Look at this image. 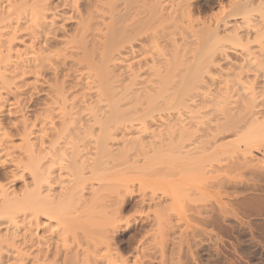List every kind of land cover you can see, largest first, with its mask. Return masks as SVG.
I'll return each mask as SVG.
<instances>
[{
	"label": "rangeland",
	"instance_id": "obj_1",
	"mask_svg": "<svg viewBox=\"0 0 264 264\" xmlns=\"http://www.w3.org/2000/svg\"><path fill=\"white\" fill-rule=\"evenodd\" d=\"M191 2L195 5V10H194L195 14L193 13L194 14L193 17L196 20H198V22L192 25V28L191 26L185 27L177 23V25H174V26H177V28L179 27V29H176V27H174L173 25H170L172 23L174 24V22L172 21L170 22L167 21L168 23L164 21V23H161L165 25V27L162 25L164 27L163 29L166 30L164 31L165 32L169 31L168 34L171 33L170 37H172L173 41L175 40L177 44L181 42V39L183 37H186V39L183 38L181 43H183V40H185V42L193 41L192 39L194 36V31L195 33L196 31H199L202 28L201 26H203L204 23H208V21L211 18H219V16H221L223 13H226L227 11H229L234 0H191ZM136 3L140 4L141 1L137 0ZM133 5L131 6V3H130V10H129L130 12L131 11L133 12V10H131V7H133ZM145 11H148V10H145ZM144 13L145 12H143V14ZM146 13L149 14V11ZM151 13L152 12L150 11V14ZM148 14L142 15V19H148L149 17L150 25L148 22L141 28L142 31L141 30L140 32L135 31L137 34L136 38L138 37L140 39L138 40L137 38L138 43H135L133 45L135 48L134 49L135 51L137 50L139 51L142 48H144L142 49V51L144 50L145 51L144 52L140 51L138 55H135L136 57L135 56L130 57V56L125 55L123 56L125 57L124 60L122 59L123 57H120L119 58L120 64L118 63V59H116L117 55L114 54V53L117 54V52L113 51L115 50L113 46L115 45V47H117L116 44L118 42L116 41L114 42L113 40V44H112L113 46H110V48L112 47L113 49L109 53V56L112 59H115L116 61L115 60L110 61L111 58L110 59L108 58L109 59L108 61L106 59L107 57L104 58L105 54L103 52L102 53L104 55L100 53L102 51L99 49V48H102L101 44L98 45L96 44V42H94L97 45V46L95 45L96 47L95 48L94 45L93 46L91 45L93 44V41L95 40H92V38L90 39V37H88L89 39L88 38L86 39L90 40L89 42L91 43H87L88 41L86 42V40H84V37H81L82 39H80V35L79 34L76 35V33L78 32L75 31L76 28L74 27L73 24H67L65 27L66 32H65L64 38L68 41L70 45L71 44L73 45L76 42V44H74L73 46L75 47V45L77 46L79 45L78 49L79 48L82 49L83 46H86L85 48H87L88 46H92V48L88 47L87 52L85 48L82 49L83 52H81L80 51L81 49H79V51H77L78 52L77 54H74V55L72 54L73 56L76 55L75 57L71 55V58L69 57L67 58L66 60L67 62L65 61V64H66V70L67 71L69 70L68 72L70 73V76L69 75L66 76L68 72L66 71L67 72L66 73L65 70L59 74L60 76L58 75L59 77H57L59 78L60 81L57 78L54 79V77L49 76V75L44 76V80H46L45 82H47V84H45L46 87L44 86L41 89L37 88L33 92L29 91V93L27 94L28 96L26 95L25 97L26 102H28V104L26 103L27 106L25 107L26 113H28L27 115L30 118H33L34 116L36 117L38 114H41V112H42L41 115L46 114L44 113V111H41V110H43L46 106L51 105L50 100L53 98L52 96L53 92H51L50 90L53 89L55 85H57L55 84V81H54L57 79L59 82H57V80L56 82L58 83V85H60V86L57 85L58 86L57 88L63 87L61 88L62 90L60 89L62 91V94H60L61 92H59V94L62 97H64L65 104L60 107L54 105V107H58V110L57 108H55V112L53 111L52 115L50 114L49 115L54 117L53 118L54 120L56 119L54 121L56 124L52 122L53 121L52 118L49 119V115H48V119L49 121L51 120L52 123L50 122L51 125L49 123L50 126L49 125L47 126L50 127L51 129H53L52 127H55V128L53 130L46 128V130H48L46 131V134L48 132L52 134L51 131L59 130V128L61 127H68L66 128L68 129L67 133L68 134L70 133V134L69 136L68 134L67 135L65 134L64 136L65 137L68 136V138L71 137L70 140L68 139L70 144L66 145L68 142L66 143L63 140L65 138L64 137L62 140H63L64 146H67V147L61 146L62 140H60L61 142L60 146H61V149L68 148L69 152L66 150L64 151L63 149V151L60 152V157H58V158H61L62 156V159L64 160L59 159V161L62 160L63 162L61 161L60 162L61 164L64 163V165L67 161L70 160L69 155H71V153L73 152L72 151L73 148H74L73 150H75V148L77 149L78 147L77 150L79 151L81 150V152L83 150L90 151L89 149L92 148L94 144L96 146L97 141L98 143L100 142V144L102 143L103 147L107 146L106 148H104V150L110 151V154H111V152H113L115 147H117V145H119L120 142L122 141V140L120 141L123 135L122 131L124 130L126 134L128 133L127 131H125V129H129L130 127L128 128L127 126H132L133 127L132 129H134V127H138L136 129L137 131H135L134 129L135 132L133 133L136 136L132 135V131H131V134L128 133L127 135H132V137L135 136L138 138V140L140 141L142 140L146 142V144L143 143L145 144L143 145L144 149L146 148L148 149L149 147H147V145L149 146L153 142L152 140H150L151 138H148L150 137L151 132L152 134H155L158 137L157 139H155L156 144L158 143L157 140L159 141L160 139L159 137H162L161 140H164V143L162 142L163 149L160 146L162 151H160L161 150L160 148H159L160 150L157 149L158 153L159 151L161 152L159 153V155L157 153H153L150 148H149L150 151L148 150L147 152V150L145 151L142 149L143 150L142 152L141 149L137 150L138 148L137 144H135L137 148L134 145L133 146L128 145V146H131V149L127 146L130 151L127 152V155L125 156L124 160H122V158H119V160L121 159L120 162L118 163L119 165L117 163H115V165L113 164L114 166L111 164L113 168L108 163V167L111 166L112 170H109L108 171L109 173H106V175L105 173L98 171V173L95 172L94 175L90 176L89 174L90 172L88 173L87 170L85 172L84 170L82 171L85 177L87 176L89 177V178L87 177L88 183H92L93 185H95V187H98V185L100 186V184L102 183L103 177L105 178L103 179L105 181L108 179L107 182L103 181L105 182L106 185L107 183L111 184L110 187H107L109 188V190L107 189L106 191L104 190L105 193L107 194V197H105L106 194L102 190V192H100L99 195L101 193L104 194V196L101 194L104 200L101 201L100 199V202L96 201L99 204L94 203L93 204L94 206L92 205L93 207H91L92 210H90L91 208H88L87 213L88 215L90 213V216L92 217V219L89 220L92 222L91 225L93 226L92 229L94 230V231L92 230V234L93 232L94 234L95 232L97 234V235L91 234L92 238L94 237L97 238L98 235L102 233L104 224L105 226L109 225V227H114V230L112 228L110 229L107 227L108 231H111L109 233V236H110L109 240H110V245H111L109 248L110 250L109 254L111 255L113 259V264H264V151L263 149H261L262 147H259L260 145H264V130H263L264 126L260 125L262 123L259 124L260 126H257V127L253 126L255 128V129H252L253 131L250 129L247 130V132L249 131L248 132L249 134L246 131L240 132L239 134L226 133V129L228 128H227V125L224 124V121L226 120L225 118H224L225 120L223 119L224 121L221 124L222 126L221 129L219 126H220V122L222 121L221 116L223 115L220 112L224 111V109L227 106L224 107L223 109V107H221L220 104L218 105V103L215 104L213 101H211L213 97L219 95L220 93H222V91L224 92L228 87H230L231 85L230 81L232 80L231 79L232 77L226 78L224 75L222 77H220L219 75L217 76V71H218L217 69L221 67V70L223 69L222 71L227 70L232 65L231 63L234 62L235 64H238L239 61H236L238 59H236V56L232 52H230L231 55L229 53L228 60H226L227 62L226 61H224L225 63L219 62L216 65H214V63L211 64L210 63L211 56L209 54H212V52L215 51L213 47L214 45L211 46L209 48V52H207L208 51L207 47H209V45L211 44H207V43L203 45L201 44L202 47L207 46L206 48L205 47L202 48L201 45L199 44L196 45L192 42H191L192 44L190 43L191 44L190 50L187 49L188 51L186 55H185L186 51L185 52L183 51L184 53H182L181 56L178 57L179 64H178V61H174V60L172 61L171 59H173L174 50H172L173 48L171 49V43H169L167 40H166L167 43L163 41L161 42V45L160 44L156 45L157 48L154 46L151 47L150 45L152 44L148 43V40H149L148 38L150 37V35L162 29L161 24L160 25L158 24L159 26H157L156 23L158 22L154 24L153 14H151V17L148 16ZM151 21H153V23H151ZM202 22L204 23L201 25ZM167 25L168 27L166 28ZM157 27H160V28H157ZM172 27H174V29H172ZM161 31L164 32L163 30ZM73 33L75 34L73 35ZM128 33L127 35L126 34H123L122 36L118 35L120 37L118 38L117 36V40L119 42L120 41L122 42V39L124 40L125 38L128 37V35L131 37V34L130 33L128 34ZM191 34L192 36H189ZM75 35L76 36L79 35V36L76 38ZM218 35H219L218 36L219 38H223L225 33L224 31H220L219 29ZM189 37L191 40H188ZM172 38H171V41H172ZM140 40L143 41L144 43L140 42ZM168 40L170 41V39ZM227 41L224 42L225 45H228V46L231 45L230 47L233 46L232 48H235L236 50H239L241 48L240 45L245 43L244 41L238 44L233 42L234 45H232L233 44L232 41H230L229 43ZM78 42L79 43L81 42V44H79ZM82 42L86 43V45L85 44L83 45ZM141 46H145V47L141 48ZM196 46L198 47L196 48ZM91 49H93V51ZM98 49L100 50V52ZM51 50L52 51L55 50L54 53L61 52L59 47H56V46H53V49ZM172 51L173 53H171ZM195 51H197L196 54H195ZM84 52H85V55H84L85 57L83 59L85 60L82 59ZM158 52L160 53L158 54ZM60 54H62V52ZM78 54L81 56L78 57L77 56ZM87 54H88L87 56L88 58H86ZM110 54L111 55L114 54L116 58H114L115 56L113 57V55L111 56ZM193 54H195V56ZM205 56L210 57L208 62H206L207 59ZM161 57L162 58L164 57V60L165 59L171 60L169 62L173 64L172 66H170L169 70H166L164 72V73L170 72L169 77L163 78L164 84H161L162 90L159 89L157 91V95L162 93V96L158 95V97L156 98L154 95V98L150 99L152 101H146V99L143 96H146V93H151V92H147V90L149 89L150 85L153 84L152 82H154L155 79H156L155 82L159 80L158 79L159 77L158 76L156 77V74L153 77V73H147L143 71L144 73H147V75L144 74L143 72L141 73L143 76L146 75L144 77L146 79L143 80V83L140 85V82H142V79H143V76H140V78L137 77L139 78L138 81L136 80L137 78H134L137 82L140 81L138 83V86L136 85L137 83L135 84L133 83V82H136L133 80H132L133 82H131L133 83L132 85L131 83H128L132 79V76L130 77L131 71H132L131 69H133V66L136 65L137 60L141 64L142 63L150 64V62H152L153 60L162 59ZM187 57H189V59ZM86 59L88 61H86ZM89 59L90 60L92 59L90 64H89V61H90ZM103 59H105L106 62H109L107 63L106 66H105L106 64L105 60ZM73 60L75 63H73ZM85 61L88 63V65H86ZM97 61H98V64H97ZM82 63H84L85 66L84 64L82 65ZM100 67H102V69ZM75 70H78L79 73H80V70H81V73H84V71H86V74L84 73V76H82V78L83 77L87 78V81H85V79L83 78L85 83L90 82L88 86L84 85V88L88 87L90 92L89 90H87V88L85 89L82 88L84 91L81 90V88L80 89L78 88V87H83V86H81L78 83V81L71 76V72ZM87 71L89 74L87 73ZM129 71H130V74H129ZM171 74L172 75L175 74V75L172 77ZM147 76L149 77L147 78ZM222 78L224 80H222ZM170 83L172 84L170 85ZM117 84L119 86L122 84V86L119 87ZM147 84H149V87ZM48 85L50 87L51 85H54V86L53 88L51 87L50 89L48 88L49 87ZM89 85L92 86L93 88L90 87ZM132 86H134V88ZM151 86H154V84ZM164 86L166 87L164 88ZM247 86H246V90L249 87ZM57 88L53 89V91L56 90ZM121 88L122 90H120ZM249 88H248V91H249ZM137 89H139V91ZM135 90H136V93H135ZM140 90H144V91L141 92ZM121 91L124 93V95ZM159 91L161 92L158 93ZM49 92H51L52 95H50ZM79 92H81V94ZM82 92H84V94ZM30 94L33 96H31ZM79 95L82 97H86V98L80 97L82 99L81 100L79 98ZM108 95L111 97H114L115 99L112 98L111 100ZM99 97L101 98V100ZM205 97L207 98H206V101L204 102L203 100L205 99L203 98ZM210 97L212 98L209 99ZM72 98H75V99L72 100ZM136 98L137 100L140 99L138 100V102L140 101L139 104ZM236 99H237V96H235V98L231 100L235 102ZM25 100L23 102L24 104H21V105H25ZM123 100L126 103H124ZM207 100H209V102ZM9 101H12V99ZM74 101L75 103H72ZM151 102H154V104ZM233 104L232 106H235ZM232 106L230 105L228 106V112H231L229 111V107L230 109L234 108ZM218 108L220 109V112ZM234 111L235 110L233 109V112ZM233 112L231 113L233 114ZM116 117L117 118L121 117V118H119L118 120ZM113 118H115L118 121H116V123L113 122L112 121ZM160 118H162V120ZM3 121L5 124H7L9 121V118L7 120V117H4ZM109 122H111L112 125ZM53 124L55 125L53 126ZM217 126L220 129L219 135L222 133L220 135L221 137L218 135L219 137L216 138L220 140V143L216 144V142H219L218 140L215 142L212 139L211 140L208 139L211 142H215L214 145L210 144L211 142L209 143L207 141H206L207 143L205 144L203 143V145L202 143H200L201 145L198 144L199 147L195 144L191 145L196 139H198L199 135H203L204 133H206V135L205 134L203 135V137H206L207 134H209V132H206L208 131V129L214 130L215 128V131L217 132V129H216ZM118 128L119 130L117 131ZM120 128H124V129L122 130ZM139 128H143L142 131L146 129L145 130L146 134L145 132H142L141 130H139ZM183 128L184 129L190 128L189 130L193 128L190 131V133L195 130L196 132L194 131L192 132V134H194V136L197 138L195 139V137L192 135V137L189 136V140L187 139L186 141L185 139L187 137H184L185 139L182 138L184 141L180 143L178 138L180 139L181 137L177 138V136H180L179 133L182 132ZM222 128H224V130ZM69 129L72 132H70ZM221 130L223 132H221ZM137 132L138 134H136ZM125 133L124 135H126ZM147 133L149 136L147 135ZM187 133L188 135L190 134L189 132ZM51 134L47 135V137L50 136ZM112 134L115 135L114 136L115 140H117V142L114 140L111 141V144L113 142L115 144V146L113 147H112L113 144L110 145V141H109L111 140V137H113ZM188 135H185V136H188ZM89 136L90 137L92 136L91 137L92 139ZM109 137L110 139H108ZM114 137L112 139H114ZM83 138H85L84 140L85 142L83 141ZM171 138L174 139V141ZM248 138L249 139L251 138V140H249ZM86 139L88 140L86 141ZM166 139L167 141L171 139L170 141H173L175 143L174 144L172 143L171 145L166 141ZM240 139L241 140L248 139L247 140L249 141L248 143H252V147L253 146L254 147L253 149L251 148V153L246 154L244 152L238 151V149H235L237 148L238 146L237 144L239 143ZM89 140L90 141L92 140V141L90 142ZM146 140L147 141L149 140L151 143L149 142L147 143ZM178 141L179 143L177 144ZM200 141H198V143ZM105 143L106 144L109 143V144L105 145ZM195 143L197 144L196 141ZM121 144L123 145V142H121ZM223 144L224 145L227 144V146H224ZM218 145L219 146L221 145V147L223 145V147L220 148ZM239 145L241 146L243 144H239ZM70 146H73V148ZM119 146H118V149H119ZM103 147L101 145L100 148H103ZM132 147H133V150H132ZM134 148H135V151H134ZM118 149L116 148L115 150H118ZM91 150H93V148ZM115 150L114 152H116ZM157 150L155 152H157ZM102 151L103 149H101L99 153L101 154L105 153L104 151L103 152ZM62 152H64L65 154H63ZM141 153H144L145 155L150 154V153L151 154L148 155V157L146 155L145 156L146 159H145L143 156L144 154L141 155ZM110 154L105 153L102 156L106 157L108 155L107 157H109ZM238 157L240 158V161L244 157V160L249 161L250 163L248 162L247 163L248 165H246L243 161V163L246 166H244V164H243V167L242 165L238 166L240 165L237 162L239 161L237 160L239 159ZM121 161H122V164H121ZM120 165L121 167H119ZM240 167H242L243 169H241ZM2 172H4V170L0 169L1 177L3 175ZM63 175H62L63 176L62 178L66 179L67 178L66 174L63 173ZM112 183L117 185V189H116V186H114L115 188L113 187ZM119 183L121 184V186H119ZM102 185H104V183H102ZM19 186L20 185L17 184L16 188H18ZM55 186L56 188H59L57 187V185ZM103 188H105V186ZM107 192H109V194ZM84 196L87 197L86 193H84ZM104 197L106 198V200ZM117 197H120L124 199L125 201L123 205L124 207L122 208L120 212L118 211V208H119V206H117L118 204L117 205L114 204L116 203ZM66 201L63 203L61 202L57 207L59 211L58 210H57L58 212L56 211L58 215L56 220H59V221L57 222L52 221V224H53L52 226L54 230H58L59 227H61L60 228L61 230L66 229L67 228L66 226H70V221L66 220L67 217L70 216V218L68 219H71V217H74L80 213V211H77L79 208H81L78 206L80 205L78 202V199L72 200L71 204H70L71 200L70 201L66 200ZM114 209L115 210L117 209V212ZM59 212L60 213L62 212V214H60ZM75 212H76V215H74ZM112 212H116V213L113 214ZM83 213L85 214L86 212H83ZM87 213L81 219H87L88 218ZM60 215L62 217H60ZM40 220L41 222L42 220L45 221L46 217L42 215L40 217ZM61 220L64 221L65 224H62ZM66 222H67V225H66ZM56 223L60 225H57ZM105 228L106 227H104V229ZM39 231H40L39 233L41 234L44 232V230H40V229ZM99 231H100V234L98 233ZM81 236L86 237V235H81ZM81 236H79V238ZM88 238L86 237L85 239H88ZM70 241L71 239L68 240L67 243L70 244L71 243ZM93 248H91V250ZM96 248H97V252L94 250L95 248L93 249L95 253H93L94 251L92 252L94 261L99 260L102 255V252L100 251L101 249L99 250L98 247ZM97 262L98 261H96V263Z\"/></svg>",
	"mask_w": 264,
	"mask_h": 264
},
{
	"label": "bare ground",
	"instance_id": "obj_2",
	"mask_svg": "<svg viewBox=\"0 0 264 264\" xmlns=\"http://www.w3.org/2000/svg\"><path fill=\"white\" fill-rule=\"evenodd\" d=\"M136 1L137 0H0V169L4 170V172H2L3 173L2 177L0 176V264H97V263L98 264H113V259H112L111 255L109 254V252H110L109 248L111 246L110 240H109L110 239L109 233L111 231H108L107 227L110 229L112 228L113 230H114V227H109V225L105 226V224H104L103 230L101 229L102 233L100 234V231H99L98 233L100 235H98L97 238H95L94 236H93L94 238H92V235H97V234H96V232H95V234H94V232L92 234V230H93L92 227L93 226L91 225L92 222L89 221L90 219H92V217L90 216V213H89V215L87 213L88 208L93 207L94 203L96 204V203L100 202V199H101V201L104 200L103 199L104 194L101 193L103 195L102 196L101 194L99 195V193L102 192V190L103 191L104 190L106 191V189L109 190V188H107V187H110L111 184L107 183V185H106L105 182H107L108 179L106 178L107 180L105 181V180H103V179H105L103 177L102 183H104V185H102V183H101L100 186L98 185V187H95V185H93L92 183H88V179H87L88 176L85 177V175L82 173V171L84 170V172H85L87 170L88 173L90 172L89 173L90 176L94 175L95 172L98 173V171H101L102 173H105V175H106V173H109L108 172L109 170H112L115 163L118 164L120 162L121 159L119 160V158H122V160H124L125 156L127 155V152L130 151L129 148L131 149V146H133V145L135 146V144H137L138 148L135 146L137 148V150L141 149L142 152H143V150H145V151L147 150V152H148V150L150 151V149H151V151L153 153H157L159 155V153H161L160 151H162V149H163L162 148V146H163L162 142L164 143V140H161L162 137H159L160 138L159 141L157 140V142L159 144L158 143L156 144L155 139H157L158 137L155 134H152V132H151L150 133L151 135L148 138H151L150 140H152L153 142L155 141V142L151 143L149 140L148 141L146 140L147 143L149 142V143H151V145H149V146L147 145V147H149L150 149L149 148L147 149L146 147H145L146 149H144L143 145H145L146 142H144L142 140L141 141L138 140V138L135 137L136 135L133 134L135 131H137L136 129L138 127H134V129H135V131H134V129H132L133 128L132 126H127L128 128L129 127L130 128L125 129V131H127L130 134L132 131V135H135V136L132 137V135H127L128 133L126 134L124 132V130H123L124 128H120L123 130L122 134L124 135V133H125L126 135H124V136L122 135V139H120V141L122 140L121 142H123V145L120 142L119 145H121V146L117 145V147H115V149L116 148L118 149V146H119V149L118 150L114 149L116 152H114V150H113V152H111V154H110V151L107 150L109 152L108 153L107 151L104 150V148H106L107 146L103 147V144L102 143L100 144V142L98 143V141H97L96 146H95V144L94 145L92 144L93 150H91L92 148L89 149L90 151L83 150L82 151L83 153L81 152V150L80 151L77 150L78 147H77V149L75 148V150H73L74 149L73 146H70L73 148L72 149L73 152L72 153L70 152L71 153V155H69L70 160L68 159L69 161H67L66 162L67 164L65 163V165H64V163L61 164V162H63L62 160H64V159H62V156H61V158H58V157H60V152L63 151V149H64V151L69 150L68 148L65 149L63 147H62L63 149H61V146H64L63 140L66 143L68 142L66 145L70 144L69 140L71 139V137L68 138L70 133L68 134L67 133L68 129H66L68 127H61V128H59V130L51 131L52 134L50 132H48L49 134H51L50 135L51 137L48 136L50 139L47 137V135H49V134L48 133L46 134V131H48V130H46V128H48L50 130H53L55 128V127L51 126L53 128V129H51L50 127L47 126L51 122V120L49 121V119L54 118L50 115H52L53 111L55 112V108H57V110H58V107L65 104L64 97H62L60 95V94H62L61 88H63V87L57 88L58 86H60L57 83L60 81L59 78H57V77L60 76L59 74L62 71H64V70H65V72L67 71L66 70V64H65V61L67 60V58L68 57L71 58L72 54L73 55L77 54L78 53L77 51H79V49H81V48L78 49L79 45L78 46L75 45V47L73 46L74 44H76V42L75 43L73 42L74 44L73 45L71 44L72 45L71 46L68 43V41L64 38V35L66 32L65 27L67 24H73L74 25V27L76 28L75 31H77L78 33H76L74 30L73 31L76 33V35L77 34L80 35V39H82L81 37H84V40H86V42L88 41L87 43H91V42H89L90 40H88L89 39L88 37H90V39L92 38V40H95V41H93V44H91L92 46L94 45V47L96 44H98V45L101 44L102 48H99L100 46L98 48L102 51L100 52V50L99 49L98 50L100 53L103 52L105 54L104 55L102 53L104 55V58L107 57L106 59L108 61L111 58L109 56V53L113 49L112 47L110 48V46H113L112 45L113 40H114V42L115 41L118 42L116 44L117 47H115V45L113 46L115 49L113 51L117 52V54L114 53L115 55H117V58L114 54H112V55H113V57L115 56L114 58L118 59V63H119L120 57H123L125 55L130 56V57L131 56L134 57L135 55H138V53L140 51H142V49H144L142 47H145V46H141V48H142L141 50H139V51L134 50L135 48L133 45L135 43H138V40L140 39L137 37L138 38V40H137V38H136L137 34L135 31H139V32H140V30L142 31L141 28L150 21L148 16L151 17V14H153V17H154V20H153L154 24L156 22H158V23H156L157 26H159L161 23H164V21L166 23H168L167 21H169V22L172 21V22H174V24L172 23L170 25L174 26V25H177V23H178V24L185 26V27L191 26V28H192V25H194V23L198 22V20H196L193 17V15L195 14L194 13L195 5L191 2V0H140L141 1L140 4L136 3ZM130 3H131V6L134 4L133 7H131V10H133V12L131 11L132 13L129 11L130 10ZM145 10H148L149 14H150V11L152 13L149 15L148 13H146L148 11H145ZM143 12H145V13L143 14ZM145 14H148V16L146 15L148 17V19H142V15H145ZM221 16H219V18H211L210 20L208 19L209 20L208 23L202 22L201 25L204 23L203 26H201L202 28L199 31H196V33L194 31V36L192 39L193 41L185 42V40H183V43H181L183 38L186 39V37H183L182 39L180 38L181 44L180 43H179L180 45L177 44L175 42V40L173 41V38L170 37L171 33L168 34L169 31L165 32L166 30L163 29L165 27V25L161 24V26L162 25L164 26V27L162 26L161 30H163V31L165 30V31L162 32L160 30L161 32L157 31V32L152 33L150 35V37L148 38L149 39L148 43L152 44V45H150L151 47H153V46L156 47L157 44L161 45V42H163V41L166 42V40H167L169 43H171V49L173 48L172 50H174V53H173V51L171 52V53H173V59H171L172 61L173 60L178 61V59H179L178 57H180L181 54L184 53L185 51H186L185 52V55H186V53L188 51L187 49L190 50V47H191L190 45L192 43H194L196 45L197 44L203 45L205 43L211 44V45H209V47L206 46L208 48L207 52H209V48L214 45L213 47H214L215 51L212 52V54H209L211 56V58L209 56L208 57L205 56L207 59L206 62H208L209 58H210V60H211L210 63L211 64L214 63V65L218 64L219 62H224V61L228 60L229 53L232 52L236 56V59H238V60H236V59L235 60L239 61V63L238 64H235L234 62H233L234 64L231 63L232 65L231 66L229 65L230 67L229 68L227 67L228 69L224 70V71H222L223 69L221 70V67H219L220 69L219 68L217 69L218 70L217 76L219 75L220 77H222L224 75L226 78L232 77L231 78L232 80L230 79L231 80L230 81V83H231L230 87H228L229 85L226 86L230 90L227 88L228 90L226 89L224 92L222 91V93H220L219 95H217L215 97L212 96L213 98L210 97L209 99L212 98L211 101H213L215 104L216 103H218V105L220 104V106L223 107V109H224V107L227 106L225 108L226 110L224 109V111H222V112H220V109L218 108L219 112L223 114L221 116L222 121L220 122V126H219L220 129L222 127L221 124L226 119L224 121V124L227 125V128H228V129H226V133L239 134L240 132H244V131L247 132L248 129H250V130L255 129L254 127H257L260 125L264 126V0H234L232 6L230 7V10L227 11L226 13H223ZM153 21H151V23H153ZM149 25H150V22H149ZM167 27H168V25L166 26V28ZM174 27H176V29H179V27L177 28V26H174ZM174 27H172V29H174ZM157 28H160V27H157ZM154 29H155V27H154ZM182 29H184V28H182ZM219 29H220V31H224V33H225L223 38L218 37L219 36L218 35ZM143 30H144V28H143ZM128 32L131 34V37L128 35V37L125 38L124 40L122 39V42L120 41L121 42L120 43L117 40V36L118 35L122 36L123 34L127 35ZM176 32H178V31H176ZM75 33H73V35ZM78 36H76V38ZM120 36H118V38ZM189 36H192V34ZM177 37H179V36H177ZM74 38H73V40H74ZM86 38H88V39H86ZM171 38H172V41H171ZM168 39H170L171 42ZM188 40H191L190 37ZM98 41H99V43H98ZM225 41H227L228 43L230 41H232V43L234 42L237 44L242 43V41H244L245 43L240 45L241 48L239 50H236L235 48H232L233 46L230 47L231 45H229V46L225 45V43H224ZM94 42H96V44ZM140 42H143V41L140 40ZM234 43L232 45H234ZM79 44H81V42ZM84 44L86 45V43H83V45ZM237 44H236V46H237ZM139 45H140V43H139ZM202 45H201V47H202ZM253 45H255V46H253ZM53 46L59 47L62 54H60L61 53L60 51H58L60 53H54L55 50H53V51L51 50V49H53ZM92 46H88V47L92 48ZM198 46H196V48ZM85 47L86 46H83L82 49H84ZM203 47H205V46H203ZM87 48H85L86 52H87ZM55 49H57V48H55ZM76 49H78V50H76ZM82 49L80 50L81 52H83ZM91 50L93 51V49H91ZM98 50H97V52H98ZM144 51H142V52H144ZM211 51H212V49H211ZM89 52H91V51H89ZM155 52H157V51H155ZM159 53L160 52H158V54ZM196 53H197V51H195V54ZM79 54L77 55L78 57L81 56ZM106 54H107V56H106ZM158 54H156V55H158ZM161 54H162V52H161ZM195 54H193V55L195 56ZM84 55H85V52L83 53L82 59L85 57ZM230 55H231V53H230ZM75 56H73V57H75ZM87 56H88V54L86 55V58H88ZM170 58H172V57H170ZM187 58L189 59V57H187ZM122 59L124 60L125 57H123ZM83 60H85V59H83ZM91 60L89 61V64H90ZM103 60H105V59H103ZM112 60H115V59L111 58L110 61H112ZM171 60H167V59L164 60V57H163L162 59L153 60L152 62H150V64L149 63L148 64L142 63L143 65L137 60L136 65H134L133 69H131L132 71H131L130 77L132 76V79L128 83H131V82L136 81V80L138 81L140 76H143L141 74L143 71L147 72V73H153V77L156 74V77L158 76L159 80H157V82H155V80H156L155 79L154 82H152L154 84V86H151L153 84L149 83V84H151L149 87V84H147L149 87L147 92H151V93H146L147 97L146 96H143V97L146 99V101H152L150 99H153L154 95L156 98L158 97V95L162 96V93L157 95V91L159 89L162 90L161 84H164L163 78L169 77L170 72H168V73H164V72L166 70H169L170 66L173 65L169 62ZM86 61H88V60L86 59ZM99 61H100V59H99ZM115 61H113V62H115ZM166 61H167V63H166ZM216 61H217V63H216ZM113 62H112V64H113ZM185 62H184V64H185ZM73 63H75L74 60H73ZM105 63L104 64L106 66L107 63H109V62H106V60H105ZM83 64L84 63H82V65ZM97 64H98V61H97ZM174 64H176V63H174ZM178 64H179V61H178ZM86 65H88L87 62H86ZM92 65H93V63H92ZM84 66H85V64H84ZM217 66H219V65H217ZM217 66H215V67H217ZM81 67H83V66H81ZM94 68H95V66H94ZM100 68L102 69V67H100ZM82 70H84V69H82ZM87 70H88V68H87ZM104 70H106V69H104ZM129 70H130V68H129ZM80 73H81V70H80ZM80 73L78 70H75V71L71 72V76L73 78H75L81 86H83V87H78L79 89L81 88V90H83L82 88H84V85L88 86V84H90V82L85 83V81H87V78L83 77L85 79V81L82 78V76H84V73L86 74V71H84V73H81V74ZM87 73H88V71H87ZM106 73H107V71H106ZM147 73H144V74L147 75ZM129 74H130V71H129ZM162 74H164V75H162ZM46 75L52 76V77H54V79L57 78L59 80L58 81L56 79L57 82H56V80H54L55 84H57L58 86L57 85H55V86L51 85L52 88L54 86L53 89L57 88L59 90L56 89L53 91V89H51V87L48 85L49 86L48 88L51 89V90L50 89L49 90L51 92H53V95L51 94V92H49L50 95L53 96V98L51 96L52 101L50 100L52 106L51 105L46 106L43 110H41V111H44V113H46L45 115H41L42 114V112H41V114H38L36 117L34 116L33 118H30L27 115L28 113H26V109H25V107L28 104V102H26V100H25V97L29 93V91L33 92L37 88L41 89L44 86L46 87L45 84H47V82H45L46 80H44V76H46ZM67 75L70 76V73L68 72V74H66V76ZM174 75H172V77ZM145 76H143V79L141 78L142 82L139 81L140 85L143 83V80L146 79V78H144ZM149 76H147V78ZM85 77H86V75H85ZM137 77H139V78H137ZM134 78H137V79L135 80ZM197 78H195V79H197ZM222 80H224V79L222 78ZM65 81H67V80H65ZM137 81L133 82V83L134 84L137 83L136 85L138 86L139 82H137ZM174 81H173V83H174ZM213 81H214V79H213ZM117 83H118V81H117ZM133 83H131V84L133 85ZM171 84L172 83H170V85ZM136 85H135V87H136ZM170 85H168V86H170ZM120 86H122V84ZM246 86L249 88V91H248V88L246 90ZM74 87H75V85H74ZM90 87H92V86H90ZM132 87L134 88V86H132ZM165 87L166 86H164V88ZM85 88H87V90H89L88 87H85ZM47 90H45V91H47ZM120 90H122V88ZM137 90L139 91V89H137ZM140 91L142 92L144 90H140ZM32 92H30V93H32ZM59 92H61V93L59 94ZM75 92H77V91H75ZM89 92H90V90H89ZM117 92H116V94H117ZM124 92H125V90H124ZM160 92L161 91H159L158 93H160ZM79 93L81 94V92H79ZM82 93L84 94V92H82ZM104 93H106V92H104ZM135 93H136V90H135ZM91 95H92V93H91ZM123 95H124V93H123ZM136 95H138V94H136ZM31 96H33V95H31ZM151 96H152V98H151ZM235 96H237V99L234 102L232 100H233V98H235ZM80 97H82V96L79 95V98ZM109 97L111 100H112V98H114L111 96H109ZM195 97H197V96H195ZM202 97H203V95H202ZM9 98H11L12 101H9V100H11ZM67 98H69V97H67ZM82 98H86V97H82ZM118 98H120V97H118ZM147 98H149V99H147ZM193 98H194V96H193ZM206 98L207 97L203 98V99H205V100H203L204 102L206 101ZM73 99H75V98H72V100ZM24 100H25V105H21V104H24L23 103ZM67 100H69V99H67ZM81 100H80V102H81ZM100 100H101V98H100ZM136 100H137V98H136ZM138 100H140V99H138ZM138 100H137V102H138ZM85 101H87V100H85ZM207 101L209 102V100H207ZM10 102H12V103H10ZM50 102H49V104H50ZM123 102H124V100H123ZM72 103H75V101ZM98 103H96V104H98ZM115 103H117V102H115ZM124 103H126V102H124ZM139 103H140V101L138 102V104ZM151 103L154 104V102H151ZM233 103H235V104H233ZM232 104L235 106H232ZM54 105H56L58 107H54ZM229 105L234 107L233 108L235 110L234 112H233V109H230V107H229V111L233 112V114L231 112H228V106ZM194 107H196V106H194ZM227 113H228V115H227ZM48 115H49V119H48ZM74 115H75V113H74ZM72 116H73V114H72ZM112 116H114V115H112ZM112 116H110V117H112ZM226 116H228V117H226ZM4 117H7V120L9 118V121L7 124H5L3 121ZM108 118H106V119H108ZM119 118H121V117H119ZM119 118H117V119L119 120ZM230 118H231V120H230ZM114 119L115 118H113L112 121L116 123V121H118V120L115 119V121H114ZM160 119L162 120V118H160ZM55 120L53 119L52 122H54ZM150 122H152V121H150ZM51 123H50V125H51ZM109 123H111V122H109ZM260 123H262V124H260ZM55 124H53V126ZM111 125H112V123H111ZM229 125H230V127H229ZM217 127H216L217 132L215 131V128H214V130L208 129V131H206V132H209V134H207V136H206L207 138L203 137L204 134L206 135V133H204L203 135H199L198 139H196L197 137H195L194 134H192V132H194L195 130L190 133V131L193 128H191V130H189L190 128H188V129L183 128L182 132H180L181 134L179 133L180 136H177V138L181 137L180 139L178 138V140L181 143L182 141H184L182 138L187 137L186 139L184 138L187 141V139L189 140V136L192 137V135H193L196 139V140L195 139H193V140H195L197 142V144L194 141L193 144H191V145L195 144L197 146H198V144L201 145L200 143H202V145H203V143L204 144L207 142L210 143L211 141H209V140H211V139L216 142L218 140L216 138L222 134L221 133L219 135L220 129H219V127L218 128ZM143 128H145V127H143ZM143 128H139V130L142 131ZM80 129H82V128H80ZM222 129L224 130V128H222ZM118 130H119V128L117 129V131ZM139 130H138V132H139ZM145 130L142 132H145V134H146ZM263 130H264V128H263ZM69 131L72 132L70 129H69ZM138 132L136 134H138ZM187 132H189L190 134L188 135ZM221 132H223V131L221 130ZM226 133H224V134H226ZM65 134L66 135L68 134V136L65 137L64 136ZM243 134H245V133H243ZM77 135H78V133H77ZM84 135H86V134H84ZM147 135H148V133H147ZM185 135H188V136H185ZM112 136L114 137L115 135L112 134ZM113 137H111V140H109L110 145L113 144L112 147L115 146V144H114V142L111 144V141L114 140L117 142V140H115V137H114V139H112ZM199 137H201V138H199ZM234 138H236V137H234ZM108 139H110V137ZM201 139H203V140H201ZM248 139H246V140L240 139L241 142L238 140L239 143L238 144L236 143L238 146L235 149H238V151L244 152L246 154L251 153V148L253 149L254 146L252 147V143H248L249 142V141H247ZM60 140H62V145H61ZM84 140H85V138H83V141ZM87 140L88 139H86V141ZM170 140L167 141V139H166V141L171 145H172V143L173 144L175 143V142H173L174 139H172L173 141H170ZM249 140H251V138ZM179 141L177 142V144L179 143ZM198 141H200V142L198 143ZM218 141L219 142H216V144L220 143V140H218ZM71 142H73V141H71ZM215 142H211L210 144L214 145ZM233 142H234V140H233ZM143 143H145V144H143ZM108 144L109 143H107V144L105 143V145H108ZM177 144H175V145H177ZM239 144H243V145L240 146ZM101 145L103 148H100ZM128 145H131V146H128ZM223 145H222V147H223ZM139 146H140V148H139ZM160 146L162 149L160 148ZM164 146H166V145H164ZM224 146H227V144ZM64 147H67V146H64ZM193 147H195V146H193ZM219 147L222 148L221 145ZM259 147H262L261 149H263V151H264V145H260ZM101 149H103V151L106 154H110L109 157H107L108 155L106 157L102 156L105 153H103V154L99 153V151ZM157 149L160 150L159 153H158ZM132 150H133V147H132ZM156 150H157V152H155ZM92 151H94V152H92ZM134 151H135V148H134ZM62 153L65 154L64 152H62ZM63 154H61V155H63ZM142 154H144V153H141V155ZM150 154H146L147 157ZM246 154H244V155H246ZM146 155L145 154L143 155L145 159H146V157H145ZM59 159H62V160H60L61 162L59 161ZM138 160H140V159H138ZM237 160L240 161V158ZM239 161H237L238 164H240L238 166L242 165V167H243L244 163L246 165H248L247 163L249 162V161H245L244 157L241 160L242 162L240 161V163H239ZM243 161H244V163H243ZM108 163L110 165L114 164L113 166L111 165L112 168L110 165H109L110 167H108ZM121 164H122V161H121ZM245 164H244V166H246ZM118 165H116V166H118ZM119 167H121V165ZM242 167H240V168L243 169ZM59 172H61L62 174ZM63 173L66 174V177H67L66 179L62 178L64 176ZM74 173H76V174H74ZM103 181H105V182H103ZM17 184L20 185L18 188H16ZM55 185H57V187H59V188H56ZM104 186H105V188H103ZM114 186H116V189H117V185L113 184V187ZM119 186H121L120 183H119ZM105 191H104V193H105ZM84 193H86L87 197L84 196ZM107 193L109 194V192H107ZM105 197H107V194L105 195ZM77 199H78L79 204L81 205V206L80 205H78V206L81 208H79L80 210L79 209L78 210L76 209V210L80 211V213L78 215H76V212H77L76 211L74 214L76 216L71 217V219H68V218H70V216L68 214L69 217L66 216L67 217L66 220L70 221V226H66L67 225V222H66V225H65L67 227L66 229L61 230L60 229L61 227H59V229H60V230L58 229L59 231L54 230L53 226H52L53 225L52 221L53 222L59 221V220H56V218L58 217L57 212L59 211L57 208L58 205L61 202L62 203L65 202L66 200H69V201L71 200V202H70V204H71L72 200H77ZM105 200H106V198H105ZM96 201H98V202H96ZM124 202H125L124 199H122L120 197L116 198V203H114V204L115 205L118 204L117 206H119V208H118L119 212L124 207L123 206ZM102 206H103V204H102ZM75 208H76V206H75ZM73 209H74V207H73ZM85 210H87V211H85ZM90 210H92V208ZM115 211L117 212V209ZM83 212L87 213V216H88L87 219H81L86 214V213L84 214ZM116 212H112V213L115 214ZM60 214H62V212ZM42 215H44V217H46V220L45 221L42 220V222H41L40 217ZM94 216H96V215H94ZM60 217H62V216L60 215ZM101 217H103V216H101ZM58 223H56V224L60 225ZM61 223L65 224V222L62 220H61ZM107 224H109V223H107ZM104 227H106V228L104 229ZM39 229L44 230V232L42 234L39 233L40 232ZM81 235H86V237L87 238L89 237V238L85 239L86 237H82ZM79 236H81V237L79 238ZM70 239H71V241H70L71 243L68 244L67 241ZM96 247H98L99 250L101 249L100 251L102 252L100 259L96 260V261H98L97 263H96V261H94L93 255H92L93 253H95V251L97 252ZM91 248H93L95 251L93 249L91 250ZM96 259H97V257H96Z\"/></svg>",
	"mask_w": 264,
	"mask_h": 264
}]
</instances>
